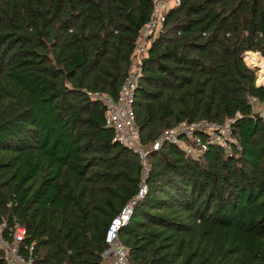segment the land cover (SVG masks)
I'll return each instance as SVG.
<instances>
[{
    "label": "trees",
    "instance_id": "trees-1",
    "mask_svg": "<svg viewBox=\"0 0 264 264\" xmlns=\"http://www.w3.org/2000/svg\"><path fill=\"white\" fill-rule=\"evenodd\" d=\"M151 11L152 0H0V224L24 226L34 264H106V229L142 162L97 95H118ZM259 57L264 0H181L151 35L133 101L147 187L118 230L129 264H264ZM199 119H232L229 151L201 131L199 157L152 147Z\"/></svg>",
    "mask_w": 264,
    "mask_h": 264
},
{
    "label": "built area",
    "instance_id": "built-area-1",
    "mask_svg": "<svg viewBox=\"0 0 264 264\" xmlns=\"http://www.w3.org/2000/svg\"><path fill=\"white\" fill-rule=\"evenodd\" d=\"M181 0H152V11L140 29V35L136 41L132 66L125 76L117 96L100 94L99 96L105 107L106 124L113 128L114 139L132 148L142 162V177L139 182L138 191L133 198L127 201L119 213L109 223L104 240L106 248L103 251L106 264H129L128 248L119 237V228L128 220L134 203L138 197L146 192V177L148 173L147 153L139 141V126L135 119L133 101L138 79L141 71L140 63L150 43L151 35L162 25L165 13L173 5ZM256 83L260 81L256 79ZM262 84V83H261ZM255 102V99H251ZM232 119L224 122L215 120L199 119L195 121L181 120L172 127L165 128L153 140L152 147L159 148L165 142L176 143L186 153L199 157L205 148L197 132L205 133L206 141L221 144L226 151H229L230 123ZM229 136V137H228ZM4 223L0 224V248L7 264H34L33 243L26 245L27 254L22 253L21 244L25 237V228L18 222L9 226L7 234L4 230Z\"/></svg>",
    "mask_w": 264,
    "mask_h": 264
},
{
    "label": "rangeland",
    "instance_id": "rangeland-1",
    "mask_svg": "<svg viewBox=\"0 0 264 264\" xmlns=\"http://www.w3.org/2000/svg\"><path fill=\"white\" fill-rule=\"evenodd\" d=\"M245 60V59H244ZM255 61H256V58H254V62L253 63H255ZM254 65H256V64H254ZM257 66V65H256ZM261 66H262V64H261ZM251 67H253V68H255L256 69V79H258V81H260V84L262 83V84H264V80L260 77V76H262L263 74H261V72L260 71H264V68L262 69L261 67H255V66H251ZM254 107H255V109H257V110H260V111H264V102H258V103H255L254 104ZM229 137V136H228ZM229 139H232L231 137H229ZM105 261H106V263H107V259L105 258Z\"/></svg>",
    "mask_w": 264,
    "mask_h": 264
},
{
    "label": "bare ground",
    "instance_id": "bare-ground-1",
    "mask_svg": "<svg viewBox=\"0 0 264 264\" xmlns=\"http://www.w3.org/2000/svg\"><path fill=\"white\" fill-rule=\"evenodd\" d=\"M256 65H257V67H261L262 69L264 68V60L262 59V58H257V60H256V63H255ZM261 64H262V66H261ZM261 72V74H263L262 76H260L263 80H264V71H260Z\"/></svg>",
    "mask_w": 264,
    "mask_h": 264
},
{
    "label": "water",
    "instance_id": "water-1",
    "mask_svg": "<svg viewBox=\"0 0 264 264\" xmlns=\"http://www.w3.org/2000/svg\"><path fill=\"white\" fill-rule=\"evenodd\" d=\"M248 51H251V50H247V51H245V52H248Z\"/></svg>",
    "mask_w": 264,
    "mask_h": 264
}]
</instances>
